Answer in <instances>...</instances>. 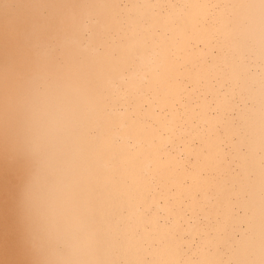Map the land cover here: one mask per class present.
I'll use <instances>...</instances> for the list:
<instances>
[{
	"label": "bare ground",
	"instance_id": "1",
	"mask_svg": "<svg viewBox=\"0 0 264 264\" xmlns=\"http://www.w3.org/2000/svg\"><path fill=\"white\" fill-rule=\"evenodd\" d=\"M42 2L0 0V108L5 127L0 131V264H39L29 225L54 239L74 231L90 247L93 260L203 259L205 249L223 239L231 247L222 259L258 264L261 240L248 212L253 185L240 183L256 148V133L248 129L254 128L249 103L243 124L237 119L241 106L236 120L228 119L240 125L239 134L233 139L223 136L213 147L207 140L210 130L201 123L209 116L188 120L186 102L176 126L167 114L151 171L142 175L135 170L144 154L137 155L134 120L155 118L149 117L150 109L154 115V79L164 66L155 54L162 48L157 41H187L191 3L112 0L102 12H83L76 23L79 55L49 50L46 62L37 67L35 46L63 27L56 8ZM214 13L223 14L222 7ZM253 27L234 28L229 40L257 41L252 33L259 37L260 25L258 29L253 21ZM246 63L252 75L260 76L254 56ZM219 86L229 93L227 85ZM218 107L213 104L209 110ZM210 116L223 117L218 109ZM19 136L34 142L31 166L14 143ZM225 145L238 166L225 178L224 194L208 219L195 229L191 226L195 217L204 215L200 202L180 214L172 231L157 216L148 219L146 210L154 207L159 216L175 215L169 211L170 200L207 187L212 160ZM101 217L103 226L97 222ZM101 227L109 245L118 238L115 251L107 245L103 252L98 248ZM157 239L167 240V246L152 244Z\"/></svg>",
	"mask_w": 264,
	"mask_h": 264
},
{
	"label": "flooded vegetation",
	"instance_id": "2",
	"mask_svg": "<svg viewBox=\"0 0 264 264\" xmlns=\"http://www.w3.org/2000/svg\"><path fill=\"white\" fill-rule=\"evenodd\" d=\"M211 2L214 3L213 7L210 6L211 3L204 7L191 4V12L187 15V41H157L162 48L155 54L163 60L164 66L159 69L154 79L155 94L151 103L154 115L150 109L149 117L155 116V118L150 119L144 116L147 119H142L143 117L139 116L134 120L136 147L139 151L137 155L144 154L145 157L149 153H154V157H157L160 131L167 124V114L170 115L172 124L176 126L186 102L188 120L196 122L209 116L201 123L203 127L210 130L207 140L213 147L223 136L233 139L239 134L237 127L240 125H235L224 118V113L229 108H235V114H238L237 110L241 106L237 119L239 121L241 117L243 124V120L247 119V113L243 111L245 104L249 103L248 107L251 110L249 117L251 123H254V128L248 129L252 135L256 133V148L245 164L240 183L248 181L247 187H250L249 182L253 185V200L250 201L248 212L251 214L252 223L262 242L260 76L252 75L246 63L250 57L254 56L261 65L260 33L259 37H255V33H252V37L257 41H230V35L227 34L228 28L225 27L229 21H232L229 25L232 31L236 27L255 29L253 27V21H255L259 29L260 11H257L259 5L258 2L252 6L242 5L239 0H236L225 10L222 0H211ZM221 7L223 14L214 13ZM253 11L257 15H253ZM249 17H252L251 21ZM234 18L235 21H233ZM151 42L152 45L157 43ZM225 53L228 54L225 55ZM216 66H219V71ZM233 73L237 74V78H232ZM221 84L224 87L227 85L229 93H223L217 89V86ZM225 98H228L227 103ZM213 104L219 107L213 111L209 110ZM158 108H160L159 114H157ZM217 109L221 111L223 117L212 119L216 115H210L216 114ZM164 111L166 115L161 114ZM153 136L156 140L153 145H150L148 140ZM135 152L137 153V149ZM217 160H212V163L214 164ZM253 176L255 178L251 179Z\"/></svg>",
	"mask_w": 264,
	"mask_h": 264
},
{
	"label": "snow or ice",
	"instance_id": "3",
	"mask_svg": "<svg viewBox=\"0 0 264 264\" xmlns=\"http://www.w3.org/2000/svg\"><path fill=\"white\" fill-rule=\"evenodd\" d=\"M136 2L147 4L150 0H136ZM167 3H191L198 6H207L211 3V0H166ZM236 0H222L225 10L231 7ZM240 4H247L249 6L255 5L258 2L260 9V55H261V74H260V131H261V156H260V185H261V207H262V242L261 248L264 252V0H239ZM218 6V5H216ZM232 21H229L225 25L228 28V35H231L232 29L229 25ZM228 53H225L227 55ZM219 71V66H216ZM233 79L237 78V74L233 73ZM228 102V98H225V103ZM236 109L229 108L224 113V118L230 119L232 121L236 120ZM156 140V137L153 136L148 140L150 145H153ZM168 150H173L169 145L167 146ZM230 146L225 145L219 149L218 160L212 165L213 174L207 180V187L202 189H194L188 192L183 196L182 199L170 200V212H174L175 215L169 216H159L158 210L154 207L152 209L146 210V215L148 219H151L153 216H157L160 220L164 221L167 224L169 231L175 229L179 223L180 214L186 212L188 207H191L192 202H200L201 210L204 212V215L197 216L191 221V226L193 229L197 227L198 222H202L208 219V212L214 207L215 203L220 197L223 196V182L225 178L235 171V168L238 166L237 161L230 154ZM154 158V153H149L142 160H139L135 164V170L142 175H148L151 171V166ZM97 176H102V172L97 170ZM162 179V177H161ZM153 182L157 181V177H151ZM96 190V187H93V191ZM101 226L105 223L104 218H98L97 221ZM177 238H182L180 233H176ZM139 239V238H138ZM118 238L114 240L110 245L104 239L102 227L101 231L98 234V248L103 252L106 250V245L110 247L113 251L116 250ZM168 241L165 239L153 240L152 244L157 247H166ZM195 246V245H193ZM231 247V243L228 240L221 239L219 243L214 246L207 247L205 249V258L203 259H189L187 261H157L152 259H143V260H122V259H108V260H96L94 264H254L250 261H236L231 259H222V255L225 254L226 250ZM261 264H264V258H262Z\"/></svg>",
	"mask_w": 264,
	"mask_h": 264
},
{
	"label": "clouds",
	"instance_id": "4",
	"mask_svg": "<svg viewBox=\"0 0 264 264\" xmlns=\"http://www.w3.org/2000/svg\"><path fill=\"white\" fill-rule=\"evenodd\" d=\"M42 3L56 8L63 20V27L51 33L50 39L46 38L35 46L37 67L46 62V53L49 50L55 52L63 49L66 57L78 56L81 34L77 31L76 23L81 13L102 12L112 0H43ZM0 131H5L2 108H0ZM14 143L27 160L28 166L34 164L36 154L34 142L28 137L19 136L14 139ZM29 230L32 248L39 259V264H94L96 261L89 258L90 247L74 231H68L67 234L54 239L47 232L37 231L30 225ZM260 253L264 258L262 248ZM262 258L258 264H261Z\"/></svg>",
	"mask_w": 264,
	"mask_h": 264
}]
</instances>
